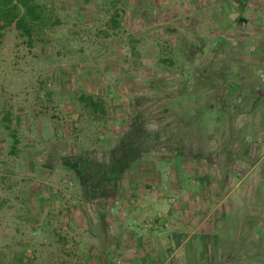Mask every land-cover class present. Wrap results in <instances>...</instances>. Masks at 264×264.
<instances>
[{
	"label": "rangeland",
	"instance_id": "obj_1",
	"mask_svg": "<svg viewBox=\"0 0 264 264\" xmlns=\"http://www.w3.org/2000/svg\"><path fill=\"white\" fill-rule=\"evenodd\" d=\"M108 1L36 0L49 9L52 22L30 38L13 23H0V228L3 225L10 234L15 228L10 218L18 214L23 217L16 224L30 231L40 222L34 215L54 214L70 218L57 225L66 222L74 232L75 216L81 211L99 219L108 213L127 216L128 203L132 210H144L151 216L147 221L150 226L163 219L161 225L171 228L174 224L167 218L172 217L187 232L197 227L228 232L238 227L242 215L246 218L256 213L259 220L249 222V233L240 239L243 250L236 254L230 249L229 258L246 264L253 256L255 264H264V145L259 147L257 158L232 155L234 149L225 157L210 156L207 149L210 146L217 149H210L212 152H220L219 140L209 141L207 137L235 133V118L237 121L239 113H245L236 98L245 100L243 96L248 94H236L234 89L227 92L226 88V93L215 92L217 98L226 96L224 99H230L234 106L228 104L222 116L219 110L204 108L212 94L204 93L203 88L212 87L213 80L229 79L230 85L239 78L175 76L169 69L160 76L138 73L135 69L144 62L132 66L133 57H128H152L155 45L146 43L139 26L134 31L126 27L124 13L110 11ZM140 15L138 21L143 17ZM165 29L160 51L166 56L163 65L173 54ZM151 31L154 35V29ZM182 49L186 58L187 50ZM90 51L97 54L95 63L99 64L88 79L89 86L84 87L76 77L83 67L72 58L76 52L87 55ZM109 53L118 54L122 61L128 58V64L117 63L115 69L106 60ZM185 64L180 61L182 72ZM258 75L259 71L255 72L257 80ZM32 86L39 89L35 99L41 104L50 97L47 91L58 87L67 92L73 89L77 95L85 88L110 86L112 95L105 97L110 101L114 98L120 106L119 122L123 124L110 134L106 129L105 134L101 131L102 137L97 134L83 140L78 134L79 122L64 116L59 105L29 106L28 89ZM261 116L264 118V112ZM224 141L223 149L235 147L234 139ZM126 182L131 183L132 190L124 188ZM113 199H119L121 207L110 211ZM145 224L144 228L150 227ZM255 227L260 232L252 241ZM211 239L219 243L217 238ZM235 240L229 235L228 245L233 246ZM251 243L258 252L251 253ZM0 264H17L1 244Z\"/></svg>",
	"mask_w": 264,
	"mask_h": 264
},
{
	"label": "crops",
	"instance_id": "obj_2",
	"mask_svg": "<svg viewBox=\"0 0 264 264\" xmlns=\"http://www.w3.org/2000/svg\"><path fill=\"white\" fill-rule=\"evenodd\" d=\"M108 3L110 11L124 13L126 27L129 26L130 30L134 31L139 26V29L143 30L146 43L155 45L156 51L152 57H128H133L131 65L144 62L143 66H139L142 69H135L134 65L138 73L142 71L147 75L160 76L169 69L171 75L175 76L184 74L191 78H239L230 84L234 86L229 85V79H224L223 82L213 80L212 87L209 85L203 88L204 93L212 94L209 95V102L205 103L204 108L219 110L222 116L226 115L224 111L228 104L232 103L230 99H224V95L217 98L215 92L226 93V90L229 92L234 89L236 94H248L243 96L245 100L236 98L238 105L242 103L241 107H244L245 113H239L237 121L235 118V133L226 132L224 136V132H221L214 138L207 137L209 141L219 140L220 152H214L217 149L210 146L207 149L210 156L225 157L228 151L234 149L232 155L257 158L259 147L264 145V118L261 116L264 112V0H110ZM144 13L147 16L144 17ZM138 14L143 15L139 21L136 18ZM111 23L118 25V22ZM151 29H154V35H151ZM162 29L166 30L169 40L167 44L173 45L171 60L165 62L167 65L162 64L166 57L161 53L162 44L166 39ZM129 42L133 43L130 38ZM182 47L187 50L186 58L182 57ZM113 50L116 51V48L113 47ZM128 53L130 54V51ZM109 54L111 55H108L106 60L115 69L117 63L119 65L125 61V64H128V58L122 61L118 54ZM74 57L73 62L83 67L76 75L78 83L89 86L91 80L88 79L94 76L93 73L99 64L95 63V60L99 59L97 54L93 51L87 52V55L76 52ZM81 59L83 62H80ZM182 60L187 62L185 72L180 68ZM257 71L258 80L255 77ZM188 82L190 83V80ZM208 82L211 83L209 80ZM110 89V86L93 90L85 88L75 95L73 89L67 92L66 88L58 87L54 91H47L50 97L42 104L49 107L59 105L64 116H71V119L79 122L81 130L78 134L83 135L82 139L89 140L97 134L100 135L101 131L105 134L106 129L110 134L118 125L123 124L119 122L122 118L118 112L120 106L114 98L110 101L105 97L112 95L109 93ZM38 90L35 86L28 89V103L32 108L42 105L40 100L35 99ZM220 122L222 124L223 119ZM102 136L101 134L100 137ZM233 139L236 141L235 147L223 149L222 142ZM242 164L243 159L239 161L238 166L242 168ZM123 185L124 188L132 190L130 182ZM127 207V216L108 213L101 219L95 218L93 213L86 215L81 211L75 216L74 232L68 228L66 222L57 225L58 221L64 222L70 218H58L54 214L34 215L33 217L40 221L36 224L38 227L25 231L21 225L16 224L23 216L13 214L10 219L15 221V228L7 234V230L1 225L0 244L5 254L10 253L12 261L17 264H115L116 257L120 259L121 264H236L229 258V250H234L236 254L243 250L241 237L249 233V222L259 220L256 213L246 218L244 214L240 217L238 227L228 232L198 227L187 232L186 229L179 228L177 221L172 217L167 218L168 223L172 221L174 224L171 228L161 225L163 219H158L157 223L144 228V222L151 220V216L144 210L141 213L139 210H132L130 203ZM27 216L30 221V214ZM204 222L205 220L200 226H203ZM251 232L253 233L249 236L251 235L250 238L254 241V236L257 237L260 230L255 227ZM229 235L236 239L233 246L228 245ZM211 237L213 240L217 238L219 243L210 240ZM251 245L248 247L251 253L258 252L253 243ZM245 262L255 264L254 257Z\"/></svg>",
	"mask_w": 264,
	"mask_h": 264
},
{
	"label": "trees",
	"instance_id": "obj_3",
	"mask_svg": "<svg viewBox=\"0 0 264 264\" xmlns=\"http://www.w3.org/2000/svg\"><path fill=\"white\" fill-rule=\"evenodd\" d=\"M13 23L25 37H32L51 24L49 9L36 0H0V23Z\"/></svg>",
	"mask_w": 264,
	"mask_h": 264
},
{
	"label": "built area",
	"instance_id": "obj_4",
	"mask_svg": "<svg viewBox=\"0 0 264 264\" xmlns=\"http://www.w3.org/2000/svg\"><path fill=\"white\" fill-rule=\"evenodd\" d=\"M173 199H169V201H172ZM110 211L114 210V208H120L121 207V201L119 199H113L111 205H110ZM124 213V212H123ZM160 213L157 214V217H160ZM150 226V223H147L145 224V227H148ZM115 262L116 263H120V260L118 258H114Z\"/></svg>",
	"mask_w": 264,
	"mask_h": 264
}]
</instances>
